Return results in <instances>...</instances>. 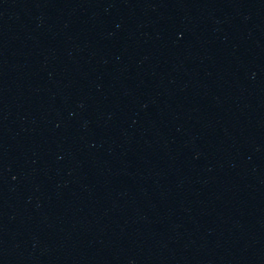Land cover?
<instances>
[{"label": "water", "instance_id": "1", "mask_svg": "<svg viewBox=\"0 0 264 264\" xmlns=\"http://www.w3.org/2000/svg\"><path fill=\"white\" fill-rule=\"evenodd\" d=\"M0 264H264V0H0Z\"/></svg>", "mask_w": 264, "mask_h": 264}]
</instances>
